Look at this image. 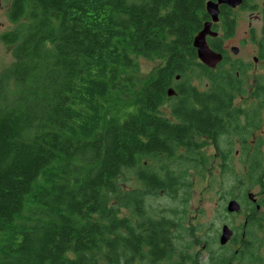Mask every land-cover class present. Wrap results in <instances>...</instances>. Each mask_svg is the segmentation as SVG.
Wrapping results in <instances>:
<instances>
[{"label": "trees", "instance_id": "1", "mask_svg": "<svg viewBox=\"0 0 264 264\" xmlns=\"http://www.w3.org/2000/svg\"><path fill=\"white\" fill-rule=\"evenodd\" d=\"M205 2L10 1L12 27L0 32L14 58L0 70V264H264L261 195H243L241 232L218 247L205 240L203 261L178 243L180 223L147 200L184 186L162 157L184 148L193 166V136L226 113L231 135L244 129L239 112L220 104L246 91L241 79L195 60ZM136 56L164 59L138 88L126 72ZM195 68L208 89L190 83ZM177 75L185 97L171 105L170 121L159 108ZM255 92L264 108V83ZM242 149V182L264 196V153Z\"/></svg>", "mask_w": 264, "mask_h": 264}, {"label": "rangeland", "instance_id": "2", "mask_svg": "<svg viewBox=\"0 0 264 264\" xmlns=\"http://www.w3.org/2000/svg\"><path fill=\"white\" fill-rule=\"evenodd\" d=\"M11 0H0V32L8 30L12 27L7 11ZM262 2V0H258ZM244 17L248 12L242 11ZM236 38L229 39V44L235 42ZM250 49V48H249ZM11 46L0 42V70L9 66L13 61ZM136 66L126 70L133 78L134 86L140 87L143 83L149 81L153 76L156 68L163 64L164 59H148L142 56L134 57ZM254 74V73H252ZM261 83H264V59L260 61L258 71ZM260 74V75H259ZM190 83L203 90L207 88V78L199 71L192 69L188 72ZM252 85L254 81H251ZM248 87V86H247ZM249 89H247L248 91ZM117 98L115 104L117 102ZM122 106V103L116 104L115 107ZM241 107L240 105H237ZM160 112L164 115H170L167 107L160 106ZM261 121L264 123V110L261 113ZM260 128L252 131H243L242 136H251L254 138L261 137L262 144L259 145V151L264 153V124ZM250 132V133H249ZM234 135V134H233ZM231 135V136H233ZM255 139V140H256ZM215 146L210 140H203L200 143L199 153L205 157L202 165L194 164L189 161H182L187 154V150L180 148L178 153L171 158L172 161L161 158V163H170L176 173L182 174L183 187L175 191L174 194H169L161 190V194L154 197H148V201L154 207L160 210L161 214L180 223L176 229L177 234L182 235V239L178 243L184 245L190 244L189 253L200 252V259L205 260L206 251L204 249V241L213 242V247H218V239L221 226L229 225L233 230L240 233L239 229L242 222L245 220V206L243 195L252 194L259 201L261 187L251 183H243L245 180L246 164H244V150L236 140L234 143H229L225 149L230 158L226 159L227 167H221V160L218 158L215 151ZM248 153L250 149L248 147ZM253 149V148H252ZM184 156V157H182ZM134 179H130L128 184L135 186ZM241 181V182H240ZM236 198L241 202L242 212L237 214H227L225 211L226 203L229 199ZM259 211H264V205L259 207ZM262 231H256V236ZM258 238V237H255ZM241 238H238L237 243H240ZM238 244H234L231 249H235ZM264 250V248H263ZM196 256V255H195Z\"/></svg>", "mask_w": 264, "mask_h": 264}, {"label": "flooded vegetation", "instance_id": "3", "mask_svg": "<svg viewBox=\"0 0 264 264\" xmlns=\"http://www.w3.org/2000/svg\"><path fill=\"white\" fill-rule=\"evenodd\" d=\"M207 1L209 0H206V2ZM206 2L204 8L207 15L203 18L202 24L195 35L207 26L208 29L205 33L207 45L213 52L221 54L222 58L213 68L199 61L197 55L195 60L215 71L222 66L225 70L234 72V74L241 79L246 91L229 94L228 96L232 97V101L221 102L220 104L231 106L233 110L238 111L240 118L239 122L244 126L242 131L246 130L247 133L248 131H252L253 133V130L260 128L262 125L260 123H263L261 121V113L262 110H264L261 102L263 95L256 93L255 90L261 84L257 71L260 61L264 59V0H262V2L258 0H241L235 7L219 4L218 18L215 21L212 20V17L206 10ZM241 10L248 12L246 17H244ZM231 38H236V41L229 44L228 42ZM192 47L197 54V49L193 45V42ZM179 81L180 76L177 75L170 86L173 87L175 91L172 94H168L167 92V98L161 104V106L165 105L167 107L170 114L168 116L161 114V117L170 121H176V118L172 114L171 105L178 102L176 99L185 97L183 94H178L176 92ZM251 81H254L253 85ZM209 84V81H207L206 89L209 88ZM247 89L249 90L247 91ZM216 122H218V124L212 126V128L214 127L213 130L211 129V131H207L204 134H195L193 136L192 141L193 145L198 147L197 152H199L201 141L210 140L214 144L215 150H218L215 151L218 158L221 162H226V159L229 158V154L225 149H227L229 143H234V140L238 142L240 148L243 147V142L244 145H247L251 149L262 144L260 136H258L257 139L254 138L253 141L251 138L252 135L248 136V138L247 136L236 134L231 136L228 131L229 117L227 113L224 116L218 117ZM174 145H176V142ZM196 154L194 156L196 160L193 161L195 165L199 161L202 162V158H198ZM199 155L203 157L200 153Z\"/></svg>", "mask_w": 264, "mask_h": 264}, {"label": "water", "instance_id": "4", "mask_svg": "<svg viewBox=\"0 0 264 264\" xmlns=\"http://www.w3.org/2000/svg\"><path fill=\"white\" fill-rule=\"evenodd\" d=\"M241 2V0H209L206 2V10L212 17V20H217L219 12V4H226L231 7H235ZM208 27L206 26L201 30L197 35H195L193 40V45L197 49V56L202 63L209 67H215L216 63L221 60L222 56L219 53H215L209 49L207 42L205 40V33ZM168 94L174 92L173 88H168ZM248 197L252 200H255L252 194H248ZM259 208V205L257 206ZM226 210L230 213H235L241 210V204L236 199H230L226 204ZM234 234L233 229L227 225L223 224L221 232L219 235V243L221 245L229 242Z\"/></svg>", "mask_w": 264, "mask_h": 264}]
</instances>
